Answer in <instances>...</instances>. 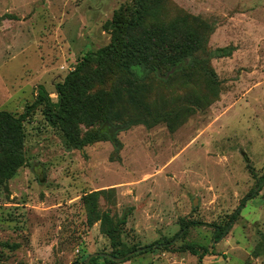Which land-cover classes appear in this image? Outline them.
<instances>
[{"label": "rangeland", "instance_id": "374dc122", "mask_svg": "<svg viewBox=\"0 0 264 264\" xmlns=\"http://www.w3.org/2000/svg\"><path fill=\"white\" fill-rule=\"evenodd\" d=\"M145 5L134 35L191 42L194 59L168 82L135 67L140 81L131 89L130 78L113 66L94 82L112 118L133 125L120 134L119 153L109 142L67 150L43 109L32 115L25 125L27 165L0 185V264H82L92 254L110 255L103 222L90 225L82 201L93 192H102L99 214L112 225L128 215L118 251L172 241L183 222H197L174 249L214 247L203 264H264V184L214 240L264 178V0ZM133 6L134 0H0V112L22 115L39 87L56 103V85L85 55L110 45L106 25L121 8L130 16ZM225 48L231 56L216 55ZM151 64L168 67L159 59ZM116 264H198V258L149 252Z\"/></svg>", "mask_w": 264, "mask_h": 264}, {"label": "trees", "instance_id": "16d2710c", "mask_svg": "<svg viewBox=\"0 0 264 264\" xmlns=\"http://www.w3.org/2000/svg\"><path fill=\"white\" fill-rule=\"evenodd\" d=\"M124 11L121 8L106 25V30L111 35L110 45L97 53L85 55L64 82L56 85L58 97L56 103L52 101L44 87H39L35 102L28 106L22 115L15 116L8 112H0V185L12 180L18 171L27 165L25 125L39 108L43 109L42 114L48 125L61 134L67 150L83 151L90 145L109 142L114 151L119 153L122 149L119 136L130 130L133 125L118 123L112 118L111 107L106 97L93 92L94 82L104 81L112 66L130 78L131 89L136 88L140 81L134 71L135 67L145 72L146 76L153 74L157 79L168 82L183 71L185 60L194 59V45L191 42L179 41L170 44L165 36L160 38L158 32L134 35L143 27L146 15L145 0H134L130 16H126ZM232 52L231 48H225L216 51V55L224 58L231 56ZM158 59L168 65L165 72L161 67L151 64ZM263 184L264 178L258 188L243 199L228 226L220 234L216 231L214 240L219 241L238 220L248 201L259 196ZM101 193L93 192L83 197L82 201L88 213L89 224L103 222L113 252L108 257L94 258L89 264H97L101 259L107 264H116L113 259L126 258L129 254H136L138 250H142L140 255L149 252L190 253L198 258V264H203L206 257L214 256V247L212 251L200 245L174 249L177 239L185 237L191 227L202 224L197 222H183L180 233L172 241L157 242L127 253L118 251L121 247V232L127 225L128 215H123L115 226L108 217H101L98 204ZM216 230H219V227H216ZM133 257L126 259L124 263ZM87 258L82 264H85Z\"/></svg>", "mask_w": 264, "mask_h": 264}, {"label": "water", "instance_id": "95a60500", "mask_svg": "<svg viewBox=\"0 0 264 264\" xmlns=\"http://www.w3.org/2000/svg\"><path fill=\"white\" fill-rule=\"evenodd\" d=\"M141 251H142V250H138V251L136 252V254H139ZM133 255H134V253L129 254L126 258H122V259H113V260H114L115 262H124L126 259L130 258V257L133 256ZM104 257H108V255H105V254H92V255H90V256L87 258L85 264H89V263L91 262V260L94 259V258H104Z\"/></svg>", "mask_w": 264, "mask_h": 264}]
</instances>
